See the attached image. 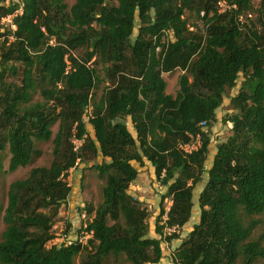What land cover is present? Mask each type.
<instances>
[{
	"label": "trees",
	"instance_id": "trees-1",
	"mask_svg": "<svg viewBox=\"0 0 264 264\" xmlns=\"http://www.w3.org/2000/svg\"><path fill=\"white\" fill-rule=\"evenodd\" d=\"M225 1L223 11L217 0L0 4V20L10 16L15 26L0 27V178L29 165L40 153L37 142L54 145L51 164L12 181L6 206L0 202V263L75 264L86 251L82 264L111 258L157 264L162 239L180 238L191 219L194 188L207 172L199 221L173 252L172 264H264V237H253L264 213V0L257 7L253 0ZM187 10L202 27L190 28ZM99 62L108 85L92 103L103 81ZM176 69L184 72L174 96L166 92L163 73ZM241 76L232 112L223 118L232 133L206 169L208 129ZM38 91L43 101L29 104ZM90 105L94 137L84 120ZM74 140L81 141L77 148ZM99 155L104 161L94 168L105 179L103 200L81 210L93 236L48 246L58 208L72 190L70 169ZM144 159L167 187L155 228L160 238L149 235V210L129 191L138 176L133 161L143 165ZM167 197L168 209L162 203ZM168 228L174 231L165 234Z\"/></svg>",
	"mask_w": 264,
	"mask_h": 264
},
{
	"label": "rangeland",
	"instance_id": "rangeland-1",
	"mask_svg": "<svg viewBox=\"0 0 264 264\" xmlns=\"http://www.w3.org/2000/svg\"><path fill=\"white\" fill-rule=\"evenodd\" d=\"M16 0H0V4H9ZM255 7L259 5L260 0H253ZM68 7H70L75 0H63ZM186 17L188 18L189 25L191 29H195V24H198L199 27H202L201 20L194 15L193 12H190V10L186 11ZM256 17V12L253 11L251 13V19H254ZM246 19V18H245ZM138 23V19H137ZM138 25V24H137ZM0 27L1 31L4 30V28H12L14 29L15 26L12 24V20L10 17L4 18L0 20ZM138 29L136 28L133 34V37L137 35ZM54 42V41H53ZM84 49H80L76 52V54L83 55ZM100 72L101 77L103 78V81L99 82L97 84V87L94 89L93 97H92V103L99 100L101 94L106 89L108 85V80L106 78V75L104 73V69L102 68V64L99 62L95 64ZM181 69H176L172 72H165L163 73V76L166 80L167 86H166V92L171 93L172 95H176L179 90V77L183 73ZM242 76L238 79L237 85L229 90L227 95L224 98V102L220 108L217 109V121L214 122L212 127H209L208 130H210V146H209V155L208 159L206 161L205 167L208 169L213 160V156L216 152L217 145L225 140L231 133V126L232 124L230 122H224L223 118L232 112L231 110V97L234 96L241 85L242 82ZM36 101H43V96L38 91L34 94L31 102L29 104H33ZM92 113V105L89 106L87 113L84 117V120L86 122V127L88 130V134L92 137H94V128L89 122V119L91 117ZM127 124L130 129V131L136 135V131L132 125L131 119L128 117ZM54 134L58 130V123H56L53 127ZM195 146H198V142H194ZM53 142L50 141H40L36 143L37 149L40 150V153L36 155L32 162L25 166L20 167L15 171H6L4 174H2L0 178V202L3 207L7 204V192L9 189V185L12 181L20 178L26 177L31 168L37 167V166H49L54 158L53 156ZM4 154V165L5 169H8L9 159H10V153L8 152V149H5ZM89 154V153H87ZM108 160V159H106ZM102 161H104V158L102 155H99L95 158H91L90 156H86L85 160H81L80 163L77 165L75 169H73L71 172H69V175L66 177V180L71 185V192L67 198V200L58 208V213L55 218L56 224H64V221H66V218L68 216V220H72L74 223H80L82 220L80 219V213L83 208H89L92 206L95 208L99 203L103 200V194L102 189L105 183V179L102 178L98 172L97 169L94 168L95 164H99ZM133 165L138 169V176L136 180L131 184L129 191L137 197L141 204L148 208L149 210V217H148V224H149V235L152 237L160 238L161 236L156 232V221L157 217L160 213V204L162 200L163 194L166 193L167 187L162 185L156 175H155V169L153 165L147 160L144 159V164L141 165L140 163L133 161ZM208 174L207 172H204L202 175V180L199 182L193 191V201H194V207H193V214L189 222L184 225L178 233L180 234V238L173 239L170 242L166 241V239H162V249H163V257L161 258V261L157 264H172V257L173 252L177 249V247L180 245L182 240L188 235V233L193 229V226L195 223L199 221L200 218V207H199V194L201 190L203 189L206 181H207ZM163 205L168 209L171 205V199L170 197H167L162 202ZM263 219L261 224L255 229L253 237H264V213L259 215ZM67 220V221H68ZM4 229V223L2 221V213L0 214V237L1 233ZM173 228L165 229V234H169L170 232H173ZM86 257V251L81 252L75 259V264H82L83 260ZM122 261H117L113 258L108 260L106 264H121ZM2 264V263H0Z\"/></svg>",
	"mask_w": 264,
	"mask_h": 264
},
{
	"label": "built area",
	"instance_id": "built-area-1",
	"mask_svg": "<svg viewBox=\"0 0 264 264\" xmlns=\"http://www.w3.org/2000/svg\"><path fill=\"white\" fill-rule=\"evenodd\" d=\"M217 4L219 7V11H223L229 7L225 0H217ZM74 143L77 148L81 144V141L74 140ZM192 147H194V145ZM192 147L186 146L187 149H191ZM77 164L78 161L76 162L74 167L70 169V172L76 168ZM80 219L82 220V222L80 223L73 222L72 226L70 227L68 226V222H69L68 216L66 218V221H64V224L61 223L59 225L54 223L52 226L53 237L48 241V246L51 247L54 244L66 246L76 241H79L81 243H86L87 239L93 236V230L90 231L87 230L89 217L87 216L85 211L80 213Z\"/></svg>",
	"mask_w": 264,
	"mask_h": 264
}]
</instances>
